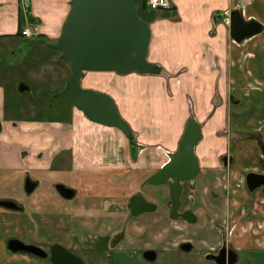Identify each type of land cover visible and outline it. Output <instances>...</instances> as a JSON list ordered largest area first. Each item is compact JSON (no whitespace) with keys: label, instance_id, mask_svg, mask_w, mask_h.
<instances>
[{"label":"crops","instance_id":"1","mask_svg":"<svg viewBox=\"0 0 264 264\" xmlns=\"http://www.w3.org/2000/svg\"><path fill=\"white\" fill-rule=\"evenodd\" d=\"M170 1L172 10L143 6L144 16L139 12L152 28L149 61L159 65L162 74L211 73L209 88L218 89L224 99L215 115L197 120L203 134L195 149L200 171L194 181L183 183L182 208L192 209L197 222L173 219L171 186L149 183L181 140L161 139L155 144L135 136L129 140L121 130L84 118L74 107L71 116L59 114L54 121L46 115L9 117L3 64L0 202L12 201L21 209L0 206V264L32 262L29 255L9 250L12 239L43 247L59 244L93 258L117 251L127 255L176 251L187 242L183 239L187 234L209 250L222 239L218 229L230 231L229 211L241 218L235 224L234 245L247 251L264 248L263 231L245 220L251 213L264 212L263 191H250L246 182L248 174L264 171V0ZM72 2L0 0V52L4 54V47L15 40L26 39L17 36L21 27L23 32L38 28L41 43H59ZM235 11L246 22L261 24L263 32L236 42L229 19ZM165 38L171 40L166 48L160 43ZM203 101L199 103L215 104L216 98ZM253 108L260 109L257 117L249 116ZM29 179L36 184L32 193L26 188ZM57 185L74 190V197L62 196ZM137 194L157 209L132 216L130 203ZM255 199L260 202L253 203ZM213 213L221 219L220 227L211 225ZM37 233L44 241L35 243Z\"/></svg>","mask_w":264,"mask_h":264},{"label":"water","instance_id":"2","mask_svg":"<svg viewBox=\"0 0 264 264\" xmlns=\"http://www.w3.org/2000/svg\"><path fill=\"white\" fill-rule=\"evenodd\" d=\"M141 2L142 0H73L62 40L53 44V47L61 50L68 58L73 69L65 89L57 93L55 98L74 106L97 124L121 130L129 140H133L135 134L121 115L115 98L106 92L85 88L83 79L88 71H115L120 75L162 74V68L149 61L152 28L139 14L138 4ZM229 19L232 37L238 43L263 32L261 24L256 21L246 22L240 11L231 13ZM2 130L3 123L0 119V135ZM202 138L200 123L191 118L178 150L149 179V183L153 185L173 182L171 216L175 220L185 219L191 223L197 221L193 211L181 212V207L183 183L194 181L200 171L195 149ZM262 148L264 151V146ZM246 182L250 191L263 188L264 192V174L250 173ZM26 188L32 193L36 184L29 179ZM57 189L65 198L71 199L75 195L74 190L64 185H57ZM0 206L9 210L21 209L12 201H2ZM130 208L131 215L135 217L153 212L157 206L137 194L132 198ZM8 248L11 252H26L41 258L49 256L43 249L19 239L10 240ZM181 249L191 252L193 246L191 243H184ZM232 253L236 256L234 251ZM111 256L114 264H148L158 259V253L152 250L146 251L142 258L130 257L120 251ZM51 260L53 264H86L81 257L59 244L52 247ZM235 262L236 258L230 264Z\"/></svg>","mask_w":264,"mask_h":264},{"label":"rangeland","instance_id":"3","mask_svg":"<svg viewBox=\"0 0 264 264\" xmlns=\"http://www.w3.org/2000/svg\"><path fill=\"white\" fill-rule=\"evenodd\" d=\"M140 6V12L144 16L143 4L141 3ZM165 31L166 29L163 30V34ZM39 37L26 38L24 36L26 39H17L5 46L2 51L4 54L0 52V70L3 69V64L4 68L6 67L2 76H4L9 93L7 106L9 117L26 119L45 117V115L55 117L59 114L71 116L75 112L72 106L65 101L55 98L57 93L64 90L71 78L72 65L61 50L50 47L46 42L41 43ZM160 43L166 48L169 44L171 45V40L165 38ZM210 75L211 73L208 72L194 74L170 71H165L162 75L138 73L120 75L115 71H88L83 79V86L113 96L121 114L131 125L137 140L142 139L155 144L157 140L161 142L162 139L172 143L182 139L191 118L199 122L203 121L208 116L215 115V112L223 107L224 99L221 98L219 90L209 88ZM211 97L216 98L215 104L199 103L200 100L203 101L200 98H205L204 101H207ZM229 100L233 105L234 101L231 98ZM256 111L260 112V109L253 108L252 114L248 113L249 116L257 117L258 112L255 113ZM80 114L87 118L83 112ZM258 192L262 191L258 190ZM262 200L264 203V197ZM229 201L232 202L233 198L231 197ZM252 201L250 200V203ZM256 202L260 201L255 199L253 203ZM171 204L170 200V207ZM232 214L233 212L229 211V216L226 217L228 220L226 227L229 230H232L237 219H241ZM214 215L215 217H212L214 223L212 222L211 225L220 227L219 220L221 219L218 215ZM245 220L264 233V212H259V215L257 211L253 215L251 213ZM183 239L189 241L192 237L185 234ZM34 240L35 243L44 241L38 233ZM234 246L239 247L236 244ZM239 249L245 252V249ZM207 251L199 239L191 252L181 249L168 253L159 252L158 259L149 264H214L206 259ZM251 251L255 250L243 253L242 258L245 259L241 261L251 256L252 264H264V250L254 254H250ZM75 254L81 257L86 264H113L111 256L104 257V253L94 254L93 258L88 254L79 252ZM138 256L142 257L143 253ZM30 257L32 258L30 264H51V257L48 259Z\"/></svg>","mask_w":264,"mask_h":264},{"label":"flooded vegetation","instance_id":"4","mask_svg":"<svg viewBox=\"0 0 264 264\" xmlns=\"http://www.w3.org/2000/svg\"><path fill=\"white\" fill-rule=\"evenodd\" d=\"M67 104H69V103H67ZM70 106H72V105H70ZM72 107H74V106H72ZM259 174H264V171H263V173H259ZM165 184H168L169 186H171V190H172V184H173L172 181H170L168 183H165ZM259 190H262L263 191V188H261ZM263 194H264V192H263ZM181 210H182V207H181ZM189 210L193 211L192 209H189ZM185 211H188V210H183L181 212H185ZM183 220H185V219H183ZM211 221L213 222V220H211ZM235 229H236V225H234L232 227V230H230L228 233H227V230L226 229H223V228L218 229L219 232L222 233V239H221V241L217 245L211 246V248L205 254L206 255V259L208 261H210V262H212L214 264H230L232 262V260H234V258H236V262L234 264H239V263H242V264H252V257L251 256H248V259L247 260L241 261V259H245V258H242V257H244L243 253L245 254L247 252V250H245V252H241V250L239 248H237V247L234 246V243L232 241V236L234 234V230ZM185 243H191L192 246H193V249H194L197 242L195 240H189V241H187ZM30 245H32V244H30ZM36 246L39 247V248H41V249H43L44 251H46L49 254L48 258L51 257V251H52V247L54 245L49 246V248H45L43 246H38V245H36ZM263 250L264 249H257V251L256 250L255 251H251L252 253H250V254H254V253L258 252V251H263ZM232 251H234L236 253V256L232 253ZM248 252H250V251H248ZM18 253L27 254L29 256H35L33 254L26 253V252H18ZM128 256H130V257H139L136 254L128 255ZM142 257H139V258H142ZM48 258H43V259H48ZM111 258H112V256H111ZM112 261H113V259H112ZM149 263H151V262H148V264ZM51 264H53L52 260H51ZM113 264H114V262H113Z\"/></svg>","mask_w":264,"mask_h":264},{"label":"built area","instance_id":"5","mask_svg":"<svg viewBox=\"0 0 264 264\" xmlns=\"http://www.w3.org/2000/svg\"><path fill=\"white\" fill-rule=\"evenodd\" d=\"M147 6L152 10H172L173 4L170 0H146ZM26 38L39 37L38 28L28 27L23 32Z\"/></svg>","mask_w":264,"mask_h":264},{"label":"trees","instance_id":"6","mask_svg":"<svg viewBox=\"0 0 264 264\" xmlns=\"http://www.w3.org/2000/svg\"><path fill=\"white\" fill-rule=\"evenodd\" d=\"M141 3L143 4V6H145V7L147 6V4H146V0H142ZM141 3H140V4H141ZM140 4H138V9H139V10H140V7H141ZM139 12H140V11H139ZM139 14H140V13H139ZM17 36H24L23 31H22V27H21V29H20L19 34H17ZM40 37H41V36H40ZM40 37H39V38H40ZM49 46H50V47H53V46L50 45V44H49ZM65 58L68 60V58H67L66 56H65ZM54 120H55L54 117H51V121H54Z\"/></svg>","mask_w":264,"mask_h":264}]
</instances>
